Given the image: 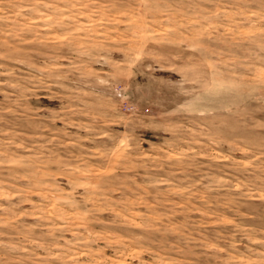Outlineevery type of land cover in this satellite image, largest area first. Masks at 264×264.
<instances>
[{
    "label": "rangeland",
    "instance_id": "374dc122",
    "mask_svg": "<svg viewBox=\"0 0 264 264\" xmlns=\"http://www.w3.org/2000/svg\"><path fill=\"white\" fill-rule=\"evenodd\" d=\"M0 264H264V0H0Z\"/></svg>",
    "mask_w": 264,
    "mask_h": 264
}]
</instances>
